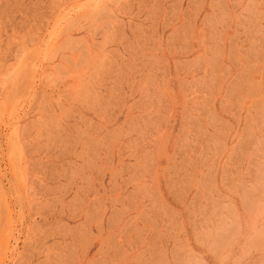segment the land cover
Instances as JSON below:
<instances>
[{"label":"rangeland","instance_id":"obj_1","mask_svg":"<svg viewBox=\"0 0 264 264\" xmlns=\"http://www.w3.org/2000/svg\"><path fill=\"white\" fill-rule=\"evenodd\" d=\"M0 264H264V0H0Z\"/></svg>","mask_w":264,"mask_h":264}]
</instances>
